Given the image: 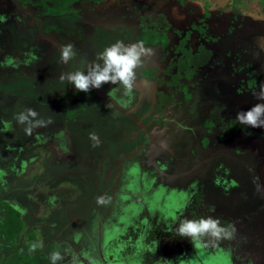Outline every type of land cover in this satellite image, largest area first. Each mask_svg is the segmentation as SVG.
Instances as JSON below:
<instances>
[{
  "label": "rangeland",
  "instance_id": "374dc122",
  "mask_svg": "<svg viewBox=\"0 0 264 264\" xmlns=\"http://www.w3.org/2000/svg\"><path fill=\"white\" fill-rule=\"evenodd\" d=\"M32 1L45 0L0 4V264L15 253L2 232L7 212L1 202L18 212L17 246L31 257L29 264H53V252L62 257L55 264H116L129 257L135 264H196L181 263L194 258L192 241L174 229L183 217L208 215L235 228L233 239L206 255L212 263L224 258L221 264H232L233 256L243 264H264V128L236 119L237 112L259 102L253 93L264 83L260 0L78 1L59 12L36 8ZM143 27L165 35L166 44H143ZM108 28L124 42L134 39L150 49L148 62L155 66L143 64L140 72L151 78L157 100L163 96L160 109L153 104L145 120L148 164L131 167V178L119 177L124 190L114 175L132 148H117L125 132L111 130L104 119L114 109L98 89L71 91V84L59 80L62 72H86L97 53L121 41ZM68 41L78 42L79 50L64 64L60 46ZM179 45L190 53L209 50L208 63L189 77L179 74L173 66ZM26 108L52 123L26 135L14 119ZM73 117L78 123L72 124ZM62 120L72 131L55 127ZM57 142L70 154L59 156L52 147ZM109 165L112 171L106 172ZM196 178L206 192L199 206L191 197L199 187L182 191ZM146 193L145 200L160 210L153 213L143 204ZM98 196L108 203L98 204ZM122 204L126 211L139 208L134 218L120 220ZM112 221L117 226L109 238Z\"/></svg>",
  "mask_w": 264,
  "mask_h": 264
},
{
  "label": "clouds",
  "instance_id": "9594fccd",
  "mask_svg": "<svg viewBox=\"0 0 264 264\" xmlns=\"http://www.w3.org/2000/svg\"><path fill=\"white\" fill-rule=\"evenodd\" d=\"M76 55L74 46L71 43L60 46V58L67 64ZM151 55L150 49L141 42L125 44L117 40L97 53L96 60L87 65V71H67L59 76L61 82L67 81L73 84L75 89L89 92L91 89H99L106 83L122 85L124 94L132 92L136 80V70L143 67V57ZM254 98L259 101L247 110H240L236 114V119L251 128H264V83H261L259 90L253 93ZM107 106V105H106ZM38 113L26 108L16 114L14 119L18 124L24 126L26 135H31L38 127H46L52 123L51 118L38 119ZM90 138L99 144V139L95 133H90ZM98 204L108 203L106 196L97 197ZM176 236L189 238L191 241L200 240L206 246H217L222 240L234 238L235 228L233 225L222 226L218 217L213 215L202 216L199 219L183 217L179 219L178 226H175ZM50 258L55 262L61 259L59 252L50 254Z\"/></svg>",
  "mask_w": 264,
  "mask_h": 264
},
{
  "label": "crops",
  "instance_id": "0c3cea01",
  "mask_svg": "<svg viewBox=\"0 0 264 264\" xmlns=\"http://www.w3.org/2000/svg\"><path fill=\"white\" fill-rule=\"evenodd\" d=\"M98 25L105 26L102 24H98ZM105 27H107V26H105ZM106 31H109L110 32L109 34L114 35L115 40L121 39V41L124 42V39H122L120 35L113 34V32L109 30V28ZM41 39H42V37H41ZM131 41L137 42L136 40L131 39L128 42H124V43L130 44ZM113 42L114 41L112 40L111 44ZM71 44L73 46H75L74 51L79 50V48L76 47L79 44L78 42L76 44L75 43H71ZM36 56H38V54H36ZM148 59H149V55L143 57L144 64L147 66L153 65V64H149ZM153 66H155V65H153ZM143 67H142V69H143ZM142 69L138 68L136 70V80H135V84H134V88H133L135 94H133L131 92L134 96L137 95L136 101L134 103L131 100V98L133 97L132 94L129 93V94L125 95L122 85H121V87H119L120 89H119L118 97L121 98V96H122L123 97L122 100L124 99L123 101H118L116 99H112L106 93V90H108L110 88V85H112V86L114 85L112 83L103 84V86L98 89V91L100 92L99 94L103 95L108 100V104L114 109V111L109 112L110 115L108 114L110 118L104 117V119H107V121L109 122L110 129L118 131V132H122V131L125 132V134L123 133V137H121V136L117 137L118 139H120V141H118V147L117 148H119V147L124 148V147H126V145L127 146L130 145V148H132L130 150L131 155L124 156V157L122 156L123 159L118 161L117 167H119V168L121 167V168L117 171V173L119 172V174L114 175L116 183L117 182L119 183V181L121 180L119 177H123L125 175V171L130 170L131 167L136 166L142 170V169H145L144 165L148 164L149 153L145 149V146H148V137L145 136L146 135L145 131L147 130V128H146L147 121H145V120L148 119L146 117L151 112V110L153 108V104L155 102H157V95H156V88L154 87L155 85H153V83L151 82V78L148 76L147 77L144 76L142 74V72H140V70H142ZM71 86L72 87L70 90L74 91L75 90L74 85L71 84ZM67 90H69V87L67 88ZM142 98L143 99L147 98V102H143ZM105 114H107V113H105ZM70 117L71 116H68L67 118H70ZM71 120H72V124L78 123V120L76 117L71 118ZM62 121H63V124H61L60 122L59 123L57 122L55 124V127L61 129V132L63 133V131L65 132L67 125H66L65 120H62ZM140 129H141V131H140ZM66 130H69V132L72 131V129H66ZM144 141H145V143H144ZM165 141H166L165 144L168 143V141L166 139H165ZM139 144H141L142 147H140ZM160 144H161V146L163 145L162 142H160L159 145ZM121 145H123V147H121ZM52 147H55V146H52ZM161 148L159 149V151H161ZM199 156H202V154H200ZM179 161H181V160H179ZM199 161H204V158L202 157ZM112 163L115 164V160H112L110 162V164H112ZM143 166H144V168H143ZM101 168H99V170ZM164 169H166V168H164ZM103 171H104V168H103ZM105 171L106 172L112 171L111 166L109 165V169H106ZM195 171H197V170H195ZM99 173H101V171H99ZM111 177H113V175L110 173L109 178H111ZM197 180H198L197 178H196V180L195 179L192 180L190 182V184L185 189H183L182 191L185 193L186 192L188 193L191 190V188L194 187V184L196 183ZM120 182H122V181H120ZM108 183H110V180H108ZM120 184L121 183H119V188L124 190V187L122 186V184H124V183H122L121 185ZM108 188L112 189L111 186H109ZM136 217H138V216H136ZM116 220H118V219H116ZM115 226H117V222H112L111 223V229L106 233L107 236H111V235L113 236L114 235L113 233H114V229H115L114 227ZM196 242L200 243L202 245V243L200 241L196 240ZM204 246H206V245L204 244ZM218 249H215L213 246H211V247L208 246V250L204 254H201V255L198 253L197 249H196V251L199 255V258L201 260L207 262L206 264H221L225 260L224 258L219 259L218 262L215 261L214 263H212L209 260V259H212L211 257H209L210 255H208V257L206 256L209 253L215 255L214 251L215 250L219 251ZM138 257H142V256L138 255ZM131 259H132V257H131ZM135 263H136V259H133L132 264H135ZM193 263H194V261H193ZM125 264H130V262H126ZM239 264H243V263H239Z\"/></svg>",
  "mask_w": 264,
  "mask_h": 264
},
{
  "label": "trees",
  "instance_id": "16d2710c",
  "mask_svg": "<svg viewBox=\"0 0 264 264\" xmlns=\"http://www.w3.org/2000/svg\"><path fill=\"white\" fill-rule=\"evenodd\" d=\"M78 1H85L90 3H100L102 0H45L42 3L34 2L33 5H37L41 8L49 9L53 12H59L61 9L68 7L69 5L78 2ZM234 3L238 2L239 0H233ZM49 3V4H48ZM260 3L262 5L263 11H264V0H260ZM141 39L143 41V44H157L161 43L162 45L166 44L167 38L165 35L161 34L160 36L155 33L154 29H149L146 27H143L141 29ZM152 37V39L149 38ZM183 39L181 40L182 45ZM181 45L177 47V53L178 55L175 57V62L173 66H175L176 71L179 74L185 75L189 77L194 71L199 69L200 67L206 65L208 63V60L210 59V51L207 49H200L199 51H196L194 53H190V51L184 49ZM159 99L157 100V109H160L162 105L163 96H158ZM161 97V98H160ZM202 196V192L198 191L193 196L192 199L194 202L198 203L200 202ZM197 204V205H198ZM196 205V204H195ZM2 208L7 212L3 222H2V232L6 235V239L9 241L10 246L14 248L15 253L13 254V257L7 261L6 264H29V260L31 257L27 256L25 254V251L18 250L19 247L17 246V238L19 236V233L22 229V223L18 219V212L14 208H12L10 205L6 204L5 202H1ZM27 245L32 248V242L28 243ZM23 252V253H22ZM34 264H36L34 262Z\"/></svg>",
  "mask_w": 264,
  "mask_h": 264
},
{
  "label": "flooded vegetation",
  "instance_id": "af4514ba",
  "mask_svg": "<svg viewBox=\"0 0 264 264\" xmlns=\"http://www.w3.org/2000/svg\"><path fill=\"white\" fill-rule=\"evenodd\" d=\"M14 3L13 2V0H0V4H6V3ZM34 1H32V3H33ZM31 3V4H32ZM33 5V4H32ZM35 7L36 8H41V7H39V6H37V5H35ZM17 11V10H16ZM119 87H121V85H117V84H114L113 86L112 85H110V88L108 89V90H106V93L112 98V99H116V100H118V101H123L122 100V96H121V98H119L118 97V94H119ZM132 93L133 94H135V92H134V89L132 90ZM131 93V94H132ZM132 94V98H131V100L133 101V103L136 101V97H137V95L136 96H134ZM157 102H155L154 103V105L156 104ZM153 105V106H154ZM156 107V106H155ZM153 111H151L148 115H147V117L146 118H150V115H151V113H152ZM62 139H64V135H62ZM61 139V140H62ZM64 140H66V139H64ZM55 148L57 149V152H58V155L59 156H62V155H67V154H70L69 153V150H68V146H66V148H64V149H60V144H59V142H57L56 144H55ZM62 152H66V154H63ZM131 171H125V178H131V177H133L132 175H131ZM133 174V173H132ZM204 184H203V182H198V180L196 181V183H195V185H194V187H199V191H201L202 192V196H201V199H200V202H199V204L202 202V200L205 198V197H203V196H205V189H201V188H203L202 186H203ZM193 187V188H194ZM155 190V189H154ZM154 190L151 192L152 194L149 196L150 198H148V200H150V201H152V199H154V196H155V194L153 195V193H154ZM196 192H194V193H192V195H191V197L195 194ZM235 193V192H234ZM233 193V194H234ZM149 195V193H146L145 195H144V200H143V204L146 206V204L148 205V206H150V204L147 202V198H146V200H145V196L146 195ZM126 199V196H122L121 197V199L120 200H125ZM137 203V202H136ZM138 204V203H137ZM199 204H198V206H199ZM137 206V205H136ZM147 207V206H146ZM136 209L138 208V207H135ZM158 208V207H157ZM157 208H155V207H151L150 206V208H149V210L150 211H152L153 213H155L156 212V210H160V208L159 209H157ZM139 209V208H138ZM138 209H137V211L136 212H138ZM136 212L134 211L133 212V210H130V211H125V212H123V215H122V217H121V219L120 220H126V218H129V217H134L135 215H136ZM179 215V213H177L176 214V217L174 218V219H171V220H169L170 221V224L172 225V224H174L175 225V223H176V220H177V216ZM118 219V218H117ZM164 220V218L162 219V222H161V225H162V223L164 222L163 221ZM113 222V221H112ZM112 222H109V223H112ZM163 225H164V223H163ZM110 226H111V224H110ZM106 231V230H105ZM105 233V232H104ZM112 236V235H111ZM111 236H107V237H109V238H111ZM113 237V236H112ZM197 241H200V240H197ZM200 242H202V241H200ZM186 242L185 241H183V240H181L180 241V244H185ZM203 243V242H202ZM205 244V243H204ZM191 246H193V249H192V252H191V254L189 255V256H191V255H194V258H189V257H187V258H184V260H181L182 262L181 263H185V262H187V261H192L193 259L195 260V263L196 264H206L207 262L206 261H203V260H201L200 258H199V255H198V253L201 255V254H204L206 251H207V249H208V247H206V246H203V245H201L200 243H197L196 241H192V243H191ZM196 246V247H195ZM215 248V247H214ZM196 249H197V251H198V253H197V251H196ZM150 251V250H149ZM131 258V257H130ZM129 258V259H130ZM232 261V262H231ZM130 264L133 262V259H130ZM230 262L232 263V264H239V263H241V262H238V261H235L234 260V258H233V256L230 258ZM125 264L126 262H123V261H119V262H117L116 264ZM178 263V262H177ZM177 263H174V264H177Z\"/></svg>",
  "mask_w": 264,
  "mask_h": 264
},
{
  "label": "bare ground",
  "instance_id": "6f19581e",
  "mask_svg": "<svg viewBox=\"0 0 264 264\" xmlns=\"http://www.w3.org/2000/svg\"><path fill=\"white\" fill-rule=\"evenodd\" d=\"M132 43H135V42H132ZM151 202H153V201H151ZM135 207H137V206H135ZM129 209H130V208H129L128 206L122 204V210H123V211L129 210ZM131 264H132V263H131Z\"/></svg>",
  "mask_w": 264,
  "mask_h": 264
}]
</instances>
